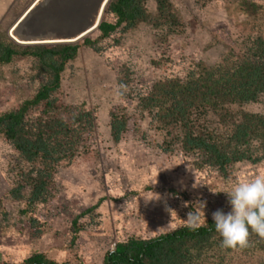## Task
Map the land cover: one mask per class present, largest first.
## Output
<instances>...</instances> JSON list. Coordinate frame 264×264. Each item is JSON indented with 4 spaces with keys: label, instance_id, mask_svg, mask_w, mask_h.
Returning <instances> with one entry per match:
<instances>
[{
    "label": "trees",
    "instance_id": "16d2710c",
    "mask_svg": "<svg viewBox=\"0 0 264 264\" xmlns=\"http://www.w3.org/2000/svg\"><path fill=\"white\" fill-rule=\"evenodd\" d=\"M211 1L195 0L201 7ZM224 1L227 15L236 18L238 34L214 33L224 48L219 60L211 65L192 62L182 74L160 78L142 92H129L127 98L135 101L132 113L140 119L146 117L149 129L161 138L157 144L161 153L178 151L195 171H214L229 182L238 164L264 162V112L246 109L264 103V4ZM147 2L110 0L104 13L114 22L101 21L99 36L83 39L82 46L102 53L103 41L116 35L112 42L117 46L141 25L149 26L164 46L171 38L183 35L184 21L172 0H152V11ZM78 48L77 44L21 47L0 32V69L28 57L34 71L30 79L38 81L30 97L0 111V139L16 154L10 189L0 198V232L25 228L30 239L39 240L47 227L35 214L39 206L55 197L58 171L72 167L77 158L88 157L94 145L93 111L83 103L62 101L61 75ZM168 63L170 58L165 56L151 60L155 69L165 70ZM120 72L117 85H127L130 69L124 65ZM129 118L125 108L109 110V135L114 144L127 132ZM169 192L188 198L175 189ZM5 201L17 204L14 213L6 209ZM103 201L99 199L71 220L72 244L97 224L96 210ZM257 255H262V260ZM0 264L71 263L33 251L21 261ZM100 264H264V239L253 233L249 247L225 249L211 218L197 228L185 225L151 238L130 236L107 250Z\"/></svg>",
    "mask_w": 264,
    "mask_h": 264
},
{
    "label": "rangeland",
    "instance_id": "374dc122",
    "mask_svg": "<svg viewBox=\"0 0 264 264\" xmlns=\"http://www.w3.org/2000/svg\"><path fill=\"white\" fill-rule=\"evenodd\" d=\"M109 1L0 0V32L14 44L26 47L19 42L50 40L79 45L75 59L61 75L62 101L83 103L95 117L94 145L89 156L77 158L70 168L60 169L55 180V197L37 208L35 216L46 224L45 234L32 240L25 228L0 232V262L21 261L39 251L57 262L100 264L107 250L130 236L151 238L188 225L187 215L197 210L198 198L207 201L206 220L201 212L200 225L211 219L217 209L227 213L231 209L227 195L222 192L236 182L264 172V162L241 163L236 166L233 179L224 182L214 171H195L178 151L170 155L161 153L157 148L161 138L149 129L146 117L140 119L132 113L135 101L127 98L129 92H142L160 78L182 74L192 62L216 63L224 48L221 42H216L214 33L224 30L229 35L238 34L236 18L227 15L225 1L213 0L201 7L195 0H172L184 21L182 36L171 38L164 46L149 26L141 25L125 35L117 46L112 42L117 36L112 35L102 42V53H95L81 42L99 36L97 21L114 22L104 13ZM254 1L264 4V0ZM147 5L152 11V0ZM45 16L49 23L43 19L42 27L37 29L35 25H40L39 20ZM85 24L91 28L87 33ZM161 56L170 58L165 70L155 69L151 64L152 59ZM31 63L32 59L21 58L0 69V111L14 108L38 87V81L30 79L34 74ZM124 65L132 74L127 91L117 96L116 81ZM115 106L125 108L130 115L127 132L118 144L112 142L108 127V112ZM246 109L264 112V103ZM15 158L16 154L0 139V198H5L10 189L13 176L10 169ZM170 189L188 195L187 200L173 196ZM99 199L104 201L96 210L97 224L72 244L71 220ZM5 207L14 213L18 206L5 201ZM259 256L260 261L262 255Z\"/></svg>",
    "mask_w": 264,
    "mask_h": 264
},
{
    "label": "clouds",
    "instance_id": "9594fccd",
    "mask_svg": "<svg viewBox=\"0 0 264 264\" xmlns=\"http://www.w3.org/2000/svg\"><path fill=\"white\" fill-rule=\"evenodd\" d=\"M126 91L127 86L121 84L117 96H123ZM222 193L227 195L231 210L225 213L223 209H217L212 213L215 230L221 237V246L233 250L247 248L253 233L264 239V172L252 179L236 182ZM195 205L197 210L190 211L185 221L191 228H197L202 223L201 212L206 220L204 209L207 201L198 198Z\"/></svg>",
    "mask_w": 264,
    "mask_h": 264
},
{
    "label": "water",
    "instance_id": "95a60500",
    "mask_svg": "<svg viewBox=\"0 0 264 264\" xmlns=\"http://www.w3.org/2000/svg\"><path fill=\"white\" fill-rule=\"evenodd\" d=\"M53 15V14H52ZM52 15H51V17H52ZM46 18V16L44 17V18H41L40 20H39V22H38V24H40V25H35L36 26V28L37 29H40V27H42L41 26V24H42V21H43V19L45 20L44 22L46 23V24H48L49 22H47V19H45ZM99 21H97V23H96V27H98V25H99ZM38 26H40V27H38ZM88 26H87V24H85L84 25V32L85 33H87V31H89L90 29H88L87 28ZM85 33H83V34H85ZM40 36H43L44 35V33L43 34H39ZM61 43H64V42H61ZM19 44H21V45H25V46H29V45H49V44H57V42H54V41H50V40H40V41H36V42H27V43H20L19 42ZM58 44H60V42H58Z\"/></svg>",
    "mask_w": 264,
    "mask_h": 264
}]
</instances>
